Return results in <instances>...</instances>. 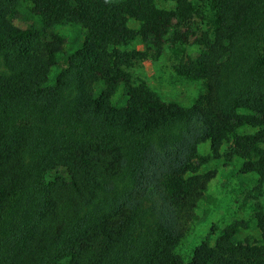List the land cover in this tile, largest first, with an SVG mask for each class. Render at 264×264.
Here are the masks:
<instances>
[{
	"label": "trees",
	"instance_id": "16d2710c",
	"mask_svg": "<svg viewBox=\"0 0 264 264\" xmlns=\"http://www.w3.org/2000/svg\"><path fill=\"white\" fill-rule=\"evenodd\" d=\"M21 1L41 24L16 26ZM164 1L174 8L0 0V264H264V208L259 241L235 244L234 225L188 261L177 253L217 175L201 169L225 145L245 173L264 179V0ZM201 10L210 27L201 53L177 73L202 93L184 108L135 83L128 69L147 54L124 49L142 39L161 51L175 24ZM64 21L87 34L48 85L65 44L49 28ZM122 83L128 101L119 108L112 100ZM58 170L69 178L47 181Z\"/></svg>",
	"mask_w": 264,
	"mask_h": 264
},
{
	"label": "rangeland",
	"instance_id": "374dc122",
	"mask_svg": "<svg viewBox=\"0 0 264 264\" xmlns=\"http://www.w3.org/2000/svg\"><path fill=\"white\" fill-rule=\"evenodd\" d=\"M201 5L200 0H192ZM160 8L172 9L174 4L164 0H156ZM19 15L14 20L21 29L41 24V18L34 13L33 6L27 1H21L18 7ZM131 27L138 29L136 22ZM206 12L200 11L189 22L175 24L166 37L161 51L152 43L137 39L124 50L129 52L146 53L145 59H139L128 69L135 83L145 82L157 91L167 102H176L184 108L193 106L195 100L202 93V83L189 81L177 73L182 64L196 61L201 53L199 39L209 31ZM50 34H59L64 38L63 52L58 57V65L52 70L48 85H53L57 77L67 67L69 58L84 44L87 30L79 23L64 21L49 28ZM187 36L182 40L181 36ZM99 86L97 94L103 91ZM127 84L122 83L114 97L113 104L119 108L124 107L128 101ZM256 129L245 127L240 133H255ZM230 145L223 148V156L212 159L203 166L201 172L216 171V177L211 181L204 199L197 208V218L192 230L184 242L178 247L177 253L186 261L190 260L193 252L201 243L209 240L214 245L224 230L231 226L237 227L234 243L247 239L259 241L260 232L256 225V215L264 208V179L257 173H245L244 161L238 157H231L228 153ZM200 154H211L209 143L199 147ZM58 178L68 179L63 170L52 172L47 181L52 182Z\"/></svg>",
	"mask_w": 264,
	"mask_h": 264
}]
</instances>
